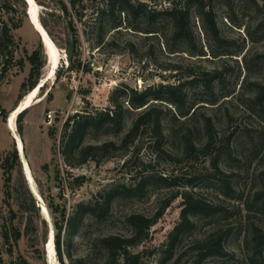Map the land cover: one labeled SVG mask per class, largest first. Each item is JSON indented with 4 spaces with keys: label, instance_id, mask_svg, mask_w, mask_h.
I'll return each mask as SVG.
<instances>
[{
    "label": "rangeland",
    "instance_id": "obj_1",
    "mask_svg": "<svg viewBox=\"0 0 264 264\" xmlns=\"http://www.w3.org/2000/svg\"><path fill=\"white\" fill-rule=\"evenodd\" d=\"M132 1L142 2L146 8H160L170 0ZM26 3L0 0V30L6 23L14 38L10 62L6 63V49L0 47V105L8 111L5 119L0 117V159L5 151L16 148L9 112L37 86L44 73L45 63L34 88L21 89L31 68L27 55L41 45L45 57L42 38L28 18ZM36 3L39 18L47 23L44 29L60 52L53 76L38 90L33 104L18 111L25 110L19 135L36 188L51 219L48 203L57 208L65 206L70 213L78 202H102L108 190L117 188L104 218L84 215L73 235V256L84 257V264H103L106 250L98 238L107 234L129 236L133 229L127 216L135 212L155 220L145 237L129 247L132 254H139L133 264H264V104L254 99L264 85V0L212 1L225 40L223 54L217 56L212 53L215 46L204 45L196 20L193 28L204 56L170 52L162 37L168 36L167 26L159 27V35L141 32L138 29L149 27L143 17L126 19L121 14L125 20L122 28L109 30L107 16H96L104 7L103 1L84 0L69 8L79 35L71 60L74 66L80 62V68L73 70L68 69L72 34L58 1ZM80 10L84 12L81 21L76 15ZM14 23L19 26L12 27ZM101 25L106 32L103 43L98 45L92 38ZM175 44L184 48L183 43ZM4 63L7 69L1 74ZM174 65L176 71L172 69ZM215 68L221 76L212 82L211 90L202 83L185 86L183 110L191 108L187 116L174 118L176 109L168 103L160 105L166 133L161 151L155 153L148 130L138 132L126 147L122 145L137 110L118 97L116 88L120 84L142 90L148 84L185 80L190 71L199 75ZM19 94L22 96L18 100ZM116 98L123 102L120 123L89 126L78 142L79 147L105 142L114 145L88 155L82 163L74 159L71 164L66 163L62 154L66 117L83 109L104 111L113 107ZM50 110L51 123L46 124ZM206 118L210 119L209 130ZM188 135L193 149L185 146ZM208 138L211 146L203 152L201 146ZM151 173L175 179L152 180L141 189L132 190L141 174ZM3 184L0 167V264H47L44 235H48L49 222L38 199L32 195L33 207L27 197L25 189H30L21 162L12 171L8 201ZM185 192L218 210L209 215H190L193 227L168 250ZM20 203L23 209L19 208ZM14 230L19 232L17 239L13 237ZM4 233H8V241ZM207 238L219 241L222 251L202 258L204 249L200 244ZM56 264H60L58 260Z\"/></svg>",
    "mask_w": 264,
    "mask_h": 264
},
{
    "label": "trees",
    "instance_id": "obj_2",
    "mask_svg": "<svg viewBox=\"0 0 264 264\" xmlns=\"http://www.w3.org/2000/svg\"><path fill=\"white\" fill-rule=\"evenodd\" d=\"M39 1V0H35ZM60 10L66 17V23L69 31L72 34L71 46L68 51L69 60L74 55L76 45L79 44V35L77 29L71 18L69 8H75L77 3H82L84 0H57ZM104 7L100 8L96 12V16L99 19L107 16V25L109 30L114 29L115 31L122 28V23L125 20L121 18V14L124 18L128 19L132 17L134 19L143 17L148 28L138 29L141 32L151 33L150 35H159V27L161 25L167 26L168 36L163 34L165 41L164 43L174 53L176 51H184L193 56H204L203 45L197 43L194 23L195 20L199 22L201 31L205 38V46H215L216 51L212 50L214 56L223 54L221 49L225 43L222 37L219 27L216 22V15L211 5L213 0H170L165 6L160 8L152 7L146 8V5L142 2H133L132 0H102ZM83 5V4H82ZM84 7L82 6V9ZM83 10L79 11L76 15L81 21L84 16ZM195 15V19L192 16ZM105 20V19H104ZM41 24L47 29V23L44 19L40 18ZM19 24L14 23L12 27H18ZM126 27V26H125ZM129 27V26H128ZM11 26L6 23L2 24L0 30V47L6 49V63L10 62L13 56V48L11 45L14 43V38L10 32ZM137 29V28H134ZM106 29L104 25L98 28V32L93 35V41L98 45L104 41ZM89 38V37H87ZM173 43V44H171ZM175 43H183L184 48L176 46ZM27 59L31 63V68L27 78L21 83V89L34 88L37 83V78L40 75V70L45 63V57L42 54V46L34 49L30 54L27 55ZM74 67L80 68V62L76 66L73 64V60L68 64V69L73 70ZM177 66H172L173 70H177ZM7 66L5 63L1 69V74L5 72ZM221 76V72L216 68L214 70L202 71L199 75L190 71L187 73L185 80H178L177 82H158L157 84H148L142 90L129 87L126 84H120L116 90L119 91L118 97H121L123 101H126L132 108L136 109L134 119L123 136L121 143L123 146H127L132 142L138 132L148 130L152 134L153 143L155 145V153L161 151L162 145L165 142L166 133L164 132L163 122L161 118L162 110L160 105L164 102L170 104L173 110L176 109V115L187 116L189 110H183L186 105L187 94L185 93L186 85H193L195 83H202V85L211 90L212 82ZM22 94L18 95V100ZM254 99L260 104H264V85H262L257 91ZM210 103L213 101L210 100ZM122 105L123 102L119 101L118 98L114 100V105L111 108L105 109L104 111H88L83 109L82 112L77 111L72 115L67 116L63 121V138H62V154L66 163L71 164V159H74L77 163L84 162L88 155H93L100 151H106L109 146H113V142H105L102 144H88L83 147L78 146V142L81 139L84 130L92 125H102L105 122L114 124L120 123L122 119ZM195 109H193L194 111ZM22 110L16 117L17 131L19 134L23 130V113ZM8 111L0 105V117L5 119ZM206 129H210V119L206 118ZM52 132H50L51 134ZM52 135V134H51ZM185 146L193 149V142L191 137L185 136ZM211 146V140H208L201 146V150L205 152ZM20 163L19 155L16 148L7 150L0 159V167L2 168V174L4 179V194L5 199L11 197L10 182L12 179V171ZM214 167L217 169L216 163ZM175 177L168 175H140L134 188L141 189L147 183L152 180L167 182L174 180ZM228 185V184H227ZM27 197L29 198L33 207L34 198L28 188L25 189ZM117 193V188L108 190L102 200L99 202L97 199L94 202H78L73 211L67 213L65 206L60 208L53 207L51 204H47V208L50 211L53 227H54V248L56 252V258L60 264H84V257H74L71 253V246L73 242V235L76 230L80 227L86 213H91L95 217L102 219L109 213L111 198ZM184 202L183 207L180 210V219L178 223L173 227L168 243V250H170L174 244L178 241L179 237L184 233L188 232L193 227V222L190 220V215L197 213L212 214L218 210V208L206 204L203 200L193 198L189 193L183 194ZM19 208L23 209L22 204H19ZM154 218L145 217L140 213H130L127 216V221L132 226V233L129 236H122L117 234H107L98 238L100 245L106 250V258L103 264H133L137 263L139 254H132L129 251V247L138 244L143 237L147 234L148 229L154 222ZM13 237L17 239L19 232L14 230ZM6 241L9 240L8 233H4ZM46 241V235H44V242ZM204 252L202 258L206 257L210 253H221L220 242H214L209 238L205 239L200 244ZM11 264V263H9Z\"/></svg>",
    "mask_w": 264,
    "mask_h": 264
},
{
    "label": "bare ground",
    "instance_id": "obj_3",
    "mask_svg": "<svg viewBox=\"0 0 264 264\" xmlns=\"http://www.w3.org/2000/svg\"><path fill=\"white\" fill-rule=\"evenodd\" d=\"M28 2V10L31 16V23L32 25L37 29V31L40 34V37L42 35V43L47 55L46 61H45V66H44V73L41 76L37 86L30 91L28 94H26L19 102V104L16 106V108H14L13 110H11L9 112V122L10 125L12 126L13 129V136L16 140V146H17V150L20 154V158L22 159L23 162V166H24V171H25V178L27 180V183L30 184L34 191L36 192V196L38 199V202L40 203L41 206V210L42 212L47 215V210H46V206L45 203L41 197V195L39 194L37 188H36V184H35V180L33 177V173L31 171V168L29 167L28 163L26 162V159H24L22 157V153L23 151V145L20 139V135L16 130V116L19 110L24 109L26 107H29L33 104L37 94H38V90L45 84L46 80L51 78L55 72V69L59 63V58H60V52L58 51V49L56 48V46L54 45L52 39L49 37V35L47 34V32L44 29V26H41V21L38 15V4L36 3L35 0H27ZM52 240H53V235H52ZM47 253H48V258L49 261L52 264H56L57 262V258H56V252H55V248H54V243L52 244L51 239L47 244ZM45 248V249H46Z\"/></svg>",
    "mask_w": 264,
    "mask_h": 264
},
{
    "label": "water",
    "instance_id": "obj_4",
    "mask_svg": "<svg viewBox=\"0 0 264 264\" xmlns=\"http://www.w3.org/2000/svg\"><path fill=\"white\" fill-rule=\"evenodd\" d=\"M26 2H27V0H26ZM28 3V2H27ZM26 3V4H27ZM28 5V4H27ZM27 15H28V18L30 19V21H32V19H31V16H30V13H29V10H28V6H27ZM41 26H43L42 24H41ZM41 38H42V35H41ZM43 45V44H42ZM44 47V46H43ZM44 54H45V59L47 58V55H46V52H45V49H44ZM16 148H17V146H15ZM19 155V160H20V162L22 163V170H23V174H25V171H24V166H23V162H22V159L20 158V154H18ZM22 157L24 158V159H26V156H25V154H24V152L22 153ZM28 184V183H27ZM28 187H29V189H30V192H31V194L33 195V197L37 200V199H39V198H37V196H36V192L34 191V189H33V187L30 185V184H28ZM47 220H48V222H49V231H48V235H47V237H46V241L44 242V245L47 247V244H48V242L50 241V239H51V242H52V244L54 243V227H53V222H52V219L50 218V216H49V213H47ZM52 235H53V240H52ZM46 251H47V248L45 249ZM46 261H47V264H52L50 261H49V258H48V253L46 252Z\"/></svg>",
    "mask_w": 264,
    "mask_h": 264
},
{
    "label": "built area",
    "instance_id": "obj_5",
    "mask_svg": "<svg viewBox=\"0 0 264 264\" xmlns=\"http://www.w3.org/2000/svg\"><path fill=\"white\" fill-rule=\"evenodd\" d=\"M51 118H52V111L50 110V111L47 112V114H46V119H45L44 122H45L46 124L51 123Z\"/></svg>",
    "mask_w": 264,
    "mask_h": 264
},
{
    "label": "crops",
    "instance_id": "obj_6",
    "mask_svg": "<svg viewBox=\"0 0 264 264\" xmlns=\"http://www.w3.org/2000/svg\"><path fill=\"white\" fill-rule=\"evenodd\" d=\"M24 147V146H23Z\"/></svg>",
    "mask_w": 264,
    "mask_h": 264
}]
</instances>
